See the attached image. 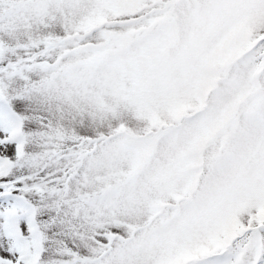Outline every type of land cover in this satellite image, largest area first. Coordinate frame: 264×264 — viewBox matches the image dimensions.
Wrapping results in <instances>:
<instances>
[{
    "label": "snow or ice",
    "instance_id": "obj_1",
    "mask_svg": "<svg viewBox=\"0 0 264 264\" xmlns=\"http://www.w3.org/2000/svg\"><path fill=\"white\" fill-rule=\"evenodd\" d=\"M0 264H264V0H0Z\"/></svg>",
    "mask_w": 264,
    "mask_h": 264
}]
</instances>
